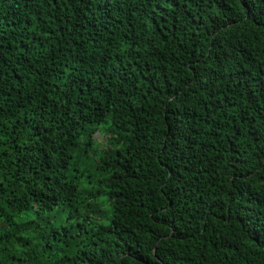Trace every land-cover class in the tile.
Listing matches in <instances>:
<instances>
[{
	"label": "trees",
	"instance_id": "1",
	"mask_svg": "<svg viewBox=\"0 0 264 264\" xmlns=\"http://www.w3.org/2000/svg\"><path fill=\"white\" fill-rule=\"evenodd\" d=\"M0 264H264V0H0Z\"/></svg>",
	"mask_w": 264,
	"mask_h": 264
},
{
	"label": "rangeland",
	"instance_id": "2",
	"mask_svg": "<svg viewBox=\"0 0 264 264\" xmlns=\"http://www.w3.org/2000/svg\"><path fill=\"white\" fill-rule=\"evenodd\" d=\"M100 137H101L100 135L97 136L98 139H99ZM99 140H100V139H99Z\"/></svg>",
	"mask_w": 264,
	"mask_h": 264
}]
</instances>
